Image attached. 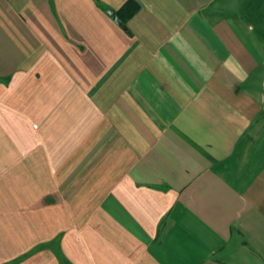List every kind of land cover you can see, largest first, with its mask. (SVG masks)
Instances as JSON below:
<instances>
[{"label": "crops", "instance_id": "obj_1", "mask_svg": "<svg viewBox=\"0 0 264 264\" xmlns=\"http://www.w3.org/2000/svg\"><path fill=\"white\" fill-rule=\"evenodd\" d=\"M0 264H264V0H0Z\"/></svg>", "mask_w": 264, "mask_h": 264}, {"label": "trees", "instance_id": "obj_2", "mask_svg": "<svg viewBox=\"0 0 264 264\" xmlns=\"http://www.w3.org/2000/svg\"><path fill=\"white\" fill-rule=\"evenodd\" d=\"M136 9H137V4L135 2L130 1L129 4H127V5L125 4V6H123L121 11H120L122 18L118 17L117 15H115V16L118 18L119 22L120 21L122 22L123 18H127V16H131L136 11ZM112 15H113V13H112Z\"/></svg>", "mask_w": 264, "mask_h": 264}, {"label": "water", "instance_id": "obj_3", "mask_svg": "<svg viewBox=\"0 0 264 264\" xmlns=\"http://www.w3.org/2000/svg\"><path fill=\"white\" fill-rule=\"evenodd\" d=\"M109 14L112 15V12H109ZM112 19H113L114 22L119 24V20H118V18L116 16L113 15Z\"/></svg>", "mask_w": 264, "mask_h": 264}]
</instances>
